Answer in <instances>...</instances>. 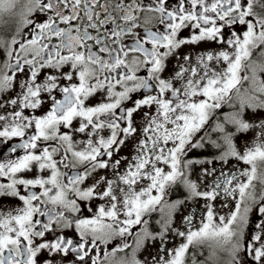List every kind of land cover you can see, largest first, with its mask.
Masks as SVG:
<instances>
[{"label":"snow or ice","instance_id":"obj_1","mask_svg":"<svg viewBox=\"0 0 264 264\" xmlns=\"http://www.w3.org/2000/svg\"><path fill=\"white\" fill-rule=\"evenodd\" d=\"M36 13L43 19H33ZM236 25L244 30H234ZM0 26L15 29L10 41L0 37V47L9 58L0 69V93L12 88L16 74L25 73L26 65L30 71V78L20 81L16 98L0 99V109L15 106L0 115V121H5L0 137L23 138L27 129L35 128L34 134L9 149L11 153L23 149L24 155L0 162V177H8L7 183H0V199L21 202L7 210L0 207V264H41L39 254L45 250L52 255L42 264H54L57 254L67 260L70 253L73 260L69 264H148L137 259L136 252L148 241L159 238L163 243L168 232H175L183 242L165 249L167 259L153 257L151 264H205L197 259L198 249L204 246L211 249L209 259L214 261L222 251L229 257L227 264H248L245 257L251 264H264V119L256 124L245 118L247 109L253 115L264 110V79L259 75L264 73V64L250 60L254 49L264 48V0H0ZM29 26L31 39L18 41L16 35ZM184 29L193 30L190 38L180 37ZM53 38L58 43H52ZM205 41L226 47L198 55L195 63L188 55L177 56L173 74L164 77L167 62L177 49ZM14 45L32 58L21 63L20 56L14 57ZM65 66L70 71H61L60 77L72 81L75 76L78 83L61 87L63 100L53 96L46 115H24L23 109L41 106V92L57 88L60 77L56 75L36 83L40 71H60ZM3 69H11L12 74ZM141 70L144 75L138 74ZM245 82L248 87H244ZM117 86L122 90L117 91ZM141 90L147 94L133 100L132 107H121L122 102L132 99L130 93ZM100 92L106 93L107 101L86 106L89 97ZM234 99L238 110L226 115V123L235 126V133L255 128L259 132L241 152L233 140L235 133L225 132L224 124L218 123L216 129L224 133L227 149L218 159L227 162L234 157L248 167L221 172L222 179L214 181L211 190L199 191L186 172L193 161H185L183 156L188 147H203L199 141L194 143L193 137L215 110ZM153 106L154 114L144 112L145 123L134 126V115ZM76 118H80L76 132L91 128L88 135L92 138L77 142L84 144L80 150L72 134L59 132L61 125L71 128ZM104 128L110 130L107 137L99 135ZM137 134L141 138L134 145L131 161L124 157L110 163L126 140ZM41 140L58 144L40 149ZM61 152L59 160L54 158ZM105 156L108 159H102ZM122 162L126 169L118 174ZM59 165L66 169L83 166V171L69 175ZM34 167L49 174L24 178L22 174ZM109 167L115 179L100 176L82 187L98 169ZM211 174L205 169L204 175ZM141 180L148 183L140 186ZM178 183L191 196L207 200H215L221 190L225 196L238 193L235 210L217 218L212 205L207 204L206 217L198 228L192 227L195 210L183 217L186 231L173 228V213L184 201L169 204L164 197L166 190ZM101 185L104 187L99 190ZM36 188L40 191L31 190ZM70 193L80 201L107 198V205L100 204L90 217L78 216L80 205L77 199L69 198ZM157 206L162 212L167 209L162 231L153 234L145 227L137 232L131 259L117 258V253L129 247L127 242L107 250L115 238L131 235L133 225L146 224L142 217ZM254 210L259 222L248 238L249 214ZM121 214L124 219H120ZM68 229L78 234L76 238L65 234ZM49 233H56L54 239H46Z\"/></svg>","mask_w":264,"mask_h":264},{"label":"flooded vegetation","instance_id":"obj_2","mask_svg":"<svg viewBox=\"0 0 264 264\" xmlns=\"http://www.w3.org/2000/svg\"><path fill=\"white\" fill-rule=\"evenodd\" d=\"M33 19L39 21L43 19L42 15L39 13L34 14L32 17ZM32 26L26 27L23 29V31L19 34L16 35V39L18 41H26L27 39H31V32L30 28ZM234 30L238 32H242L244 30L243 26L236 25L234 27ZM193 30L191 29H184L180 33L181 38H190ZM15 34V29H6L3 26H0V37H3L5 40L10 41L12 38V35ZM52 43H58V41L53 38ZM199 44V43H198ZM198 44H185L181 48L176 50V54L172 57L169 58L168 60V70L165 71L163 74L164 77H169L173 74L172 70L175 68L177 65V56L183 57L185 55H188L192 58V62L195 63V57L193 54L190 52H194V50L197 48ZM13 48L15 49L14 51V57L15 56H20L21 57V63L23 62V59H31V55L25 56V54L19 50L18 45H14ZM192 52V53H193ZM264 48L257 47L256 49L253 50L252 56L250 58L251 62H254L255 64H264ZM62 54H67L66 52ZM45 58H46V53H45ZM9 58L6 55V52L4 48L0 47V69H2V66L6 60ZM39 59V58H37ZM12 63H15V59L13 58ZM182 62V60L180 61ZM3 71H7L9 75L12 74L11 69H3ZM68 72L70 71L69 66H65L62 70L58 71L55 69H42L40 73L38 74V78L36 83H44L45 78L48 75H56L60 77V72ZM140 75H144L145 73L143 70H141ZM249 75L251 73L249 72ZM260 77L264 79V73H259ZM30 78V71L28 69V66H25V73H17L15 79L13 80V86L11 89L7 90L4 93H0V99H11V98H16L17 94L21 91L19 88V83L22 80ZM70 83H78V77L73 78L72 81H68L66 79H63L62 77L58 78L57 80V88L53 89L51 93L49 92H41L40 99L42 101L41 106L37 109H23V114L27 115L29 117L32 116H44L46 115L49 111H51L52 108V97L54 96L57 100H63L64 94L59 91L61 87L68 86ZM177 87L179 85H176ZM248 83L245 82L244 87H248ZM117 91L122 90L120 86H117L116 88ZM243 91V89H241ZM147 94L143 90L140 92H134L130 93L131 100L129 101H124L122 102L121 107L127 108V107H132V101L136 99H140L143 97V95ZM155 94V93H153ZM101 101H107L106 98V93L105 92H100L95 94L92 97H89V99L85 102L86 106H95V104L101 102ZM15 106L8 105L7 106V111L4 109H0V115H6L7 112H11ZM17 111H20V108H16ZM238 110V104L235 101H230L228 103L222 104L220 109H217L214 111L212 114L210 120L204 125L201 130L196 133V135L193 137V142H201L203 144V147H188L186 149V153L183 156V160L185 161H193V163L190 165L188 169H186L188 179L191 181L195 182L198 186L199 191H205V190H211V186L213 185L214 181H216L218 178L222 179L220 177V173H228V172H239L242 171L243 169L247 168L248 165L245 164L243 161H239L234 157L228 158L227 162L221 161L218 159L222 155L224 151H226V145L224 144L223 141V136L224 133L219 132L216 129V125L218 123L224 124L225 132H235V126L229 123H226L225 117L226 115H229L235 111ZM144 112H150L153 113L155 112V106L152 108L145 107L138 111L134 115V120H135V125L136 127H140L145 123L144 120ZM116 114H120V109L116 110ZM245 118L248 119L250 122L254 120V123L258 124L259 120L264 119V110H257L255 115H253L251 109H247L245 111ZM5 123V121H0V126H2ZM80 124V118H76L73 120V124L71 128H66L63 125L60 126L59 132L60 134L64 132H69L70 134L73 135V141L76 144L77 150H80L84 144L83 143H77V142H86L88 139L92 138L88 135V132L91 131V128L86 130L85 133H78L75 131L76 128L79 127ZM122 126H125L122 123ZM0 130H2V127H0ZM253 130L254 134H258L259 128L251 129ZM35 128L34 125L26 130V135L25 137H12L10 139H5L3 137H0V162H5L8 159H17L19 156L24 155L23 149H17L15 153L9 152V149L18 143H21L22 140H25L28 138L29 135L34 134ZM248 132V131H247ZM247 132H243L242 135H245ZM100 136H105L107 137L110 135V130L107 128H104L99 131ZM140 135L137 134L134 137H129L125 144L121 146L120 150L116 152L110 161V163L114 162L116 159H122L124 157H127L128 161H131V158L133 155H135L134 151V145L135 143L140 139ZM98 139V137H97ZM215 141V144L213 143ZM40 149H42L45 146H56L58 144V141H38ZM244 144L248 145V141L244 139ZM219 145V146H217ZM170 146V145H169ZM62 152L60 154H57L56 158L59 160L61 158ZM68 158L71 159V154H68ZM102 159H108V157H103ZM197 161H200L201 163H197ZM208 161H211L210 163ZM159 166L165 167L163 164H160ZM60 170L62 172H68L69 175H72L74 172H82L83 171V166L78 167L77 169H66L63 167V165H59ZM126 169V163L122 162L120 168L117 170L118 174H122ZM207 169L209 172H211V175H204V171ZM215 169V172H212V170ZM113 169L111 167L107 169H98L96 173H94L93 177L90 178L85 182V185H91L94 180L99 179L100 176H104L107 179H115L113 175ZM48 170H45L43 173L39 171L38 168H33L29 172H25L22 175L24 178H33L36 175H48ZM239 180L245 179L244 177H238ZM8 182V177H0V183H7ZM65 182H67L65 180ZM119 183V182H118ZM148 183L147 180H141L139 182L140 186H145ZM235 184V181L233 182V186ZM123 187V185H120ZM104 187V185H101V189ZM259 184H257V190L259 191ZM34 191L39 192L40 189H31ZM138 190V189H137ZM21 191L24 192L26 191L25 189L21 188ZM155 194V192L153 193ZM70 199H77V203L80 205V213H76L75 215L78 216H87L90 217L96 209L99 207L100 204H105L107 205V198L105 200H100L98 198H95L91 201H80L78 198H76L73 194H69ZM165 201H167L169 204L176 201V200H181L184 201V204L178 208L174 213H173V224L175 228H178L180 231H186L187 225L183 223V217L186 215H189L193 210H195V216L193 218L192 222V227L193 228H198L200 226L201 221L206 217V205L211 204L213 207L214 215L215 217L219 216H225L235 210V203L239 199L238 193H236L234 196H225L221 190L220 195L217 196L215 200H207L203 197H193L191 196L189 190L182 184L178 183L176 185H172L169 190H166V195L164 197ZM21 202L18 199H13V198H4L0 199V207H2L4 210H7L9 207L13 206H19ZM43 207H52L51 205H45ZM91 208V212L88 211V209ZM60 210V209H58ZM167 212V209H165L164 212L160 210V206H157L155 211H152L150 213H146L143 217L142 220H146L147 223H141L139 225H133L131 231V235H128L126 237H117L115 238L109 245L107 250L111 251L113 247H115L117 244H120L121 242H127L129 244V247L125 249L121 253H117V258L121 256H126L127 258L131 259L133 255V249L136 247L135 245V234L137 232H140L143 228L147 227V229L152 232L153 234H157L160 231H162L163 227V219L165 218V213ZM42 220H46V218H41ZM120 219H124L123 215L121 214ZM249 226L247 229L248 232V238H250L251 234L255 231V224L259 222V217L257 216L256 211L254 210L249 214ZM217 223H219V220H216ZM65 234L69 238H76V235L74 234L72 229L66 230ZM56 233H49L46 236V239L52 240L54 239ZM39 239V238H38ZM177 240L182 243L183 238L177 236ZM171 242V239L166 238L164 236V242L162 243L159 238H157L154 241H148L145 244V247L136 252V258L141 260V261H147L148 264L151 263L153 257H157V259H167L168 257V252L165 251V249L170 250L169 243ZM102 249L104 246H101ZM159 253V256L157 255ZM198 256L197 259L200 261H204L205 264H227V261L229 259L228 255L226 252L218 251L217 252V257L218 261H214L212 259H209L211 249L208 248L207 246H204L200 249H198ZM50 253H48L46 250L43 251L42 253L39 254V260L42 262L45 259L51 258ZM101 255H103V251L101 252ZM73 260V254H69L67 257V260L62 259V254H57L55 256V262L54 264H69L70 261ZM245 260L248 261V264H251L250 259L245 257Z\"/></svg>","mask_w":264,"mask_h":264},{"label":"rangeland","instance_id":"obj_3","mask_svg":"<svg viewBox=\"0 0 264 264\" xmlns=\"http://www.w3.org/2000/svg\"><path fill=\"white\" fill-rule=\"evenodd\" d=\"M224 47L226 46L211 41H205V42H200L197 48L194 50V52L192 51L193 53L192 52L190 53L193 54V56L195 57L194 59H196V57L200 54L206 52H216ZM229 50L231 51V49ZM251 122L254 123V120H252ZM242 134L243 133H235L233 138L234 143L237 145L238 150H240L241 152H243L245 148L244 139L248 141L249 143L248 145H251L252 141H254L257 137V135L254 134L253 130H249L245 135ZM172 227L175 228L174 226ZM165 237L171 239V242L169 243L170 250L173 249L174 247H177L180 244V242L177 240V236L175 235V232H168L165 234Z\"/></svg>","mask_w":264,"mask_h":264}]
</instances>
